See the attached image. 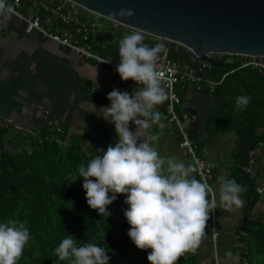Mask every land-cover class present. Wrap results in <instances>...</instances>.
<instances>
[{
    "label": "crops",
    "instance_id": "1",
    "mask_svg": "<svg viewBox=\"0 0 264 264\" xmlns=\"http://www.w3.org/2000/svg\"><path fill=\"white\" fill-rule=\"evenodd\" d=\"M96 23L99 24V28L92 37V50L102 57L119 61V49L115 55L105 50L120 42L121 36L124 35L122 25L114 28L109 27L108 24L103 26L97 21ZM142 35L148 46L154 47L155 38ZM163 43L169 49H177L178 55L183 54L187 57V49L165 40ZM179 47L181 49H178ZM187 58L190 60H173L190 65L205 82L200 89L198 85L189 82L176 86L175 91L180 97V102L176 104V113L186 124L198 146L199 155H202V149L206 148L205 159L215 166L210 180L218 205L216 224L220 228L218 243L220 264H243L244 259L249 263L248 258L243 257L248 247V240L245 239L247 231L243 226L246 220L255 227L264 224V195L258 196L254 193L255 204L252 211L247 213L246 184L249 181L252 185V182L242 171V166L247 160L239 165L240 138L235 131L228 130L212 135L213 131L207 121L216 109H209L207 118L197 109L200 103H208L207 95L210 96L211 101H217L213 93L219 83L216 82L217 84L212 88L206 83L211 80L201 74L204 69L202 64L209 62ZM242 58H244L243 62L248 60L246 57ZM227 62L230 63L228 60ZM194 64H199L201 69L195 68ZM137 87L142 86H137L131 79L122 81L114 68L76 55L61 44L43 38L39 32L27 33L24 23L12 16L10 18L0 16V122L12 119L19 127L17 131L11 128L12 132L7 138L10 141L8 146L13 150L27 147L26 144H29L30 140L26 134L32 130L39 136L34 141L40 144L58 140L67 145L77 138L84 140L83 147L87 155L92 157L99 155L98 149L106 151L109 144L116 143L117 134L114 124L98 116L96 110L110 106L111 102L107 99V95L112 90L119 89L131 95ZM168 104L169 101L166 99L154 108V111L162 114L160 123L163 127L153 126L151 132L158 136V140L152 142L153 146L162 157L175 158L185 165L196 168L193 160L180 147L181 137L177 126L170 121ZM138 118L142 119V117ZM200 118L206 119L198 125L197 121ZM129 128L134 131V123L130 122ZM254 149L257 169L264 180V139L252 150ZM193 175L200 180L197 171ZM222 179L235 180L245 189L240 193L242 201L240 207L234 205L229 210L220 205L219 186ZM210 234L211 213L199 247L195 252H188L194 257V264L214 262L215 247L209 242Z\"/></svg>",
    "mask_w": 264,
    "mask_h": 264
},
{
    "label": "clouds",
    "instance_id": "2",
    "mask_svg": "<svg viewBox=\"0 0 264 264\" xmlns=\"http://www.w3.org/2000/svg\"><path fill=\"white\" fill-rule=\"evenodd\" d=\"M13 12L11 4L0 0V16L10 18ZM134 15L131 8L109 13L110 17L121 18ZM143 40L141 31L136 30L119 42L116 72L122 81L131 79L143 87H137L131 95L119 89L108 93L110 106L96 112L114 124L117 141L109 144L106 151L98 149L100 154L87 166L80 164L78 177L83 178L88 206L99 215H111L108 206L118 195L126 196L124 216L130 225L127 235L137 249L151 250L147 255L149 264H176L185 253L197 250L210 213L218 205L210 186L193 175L197 171L194 166L162 157L153 146L158 136L149 135V129L163 127L162 114L154 108L167 99L156 68L165 46L148 47ZM250 99L247 95L235 97V110L243 111ZM130 122L135 125L134 131L129 128ZM244 190L235 180L222 179L220 205L229 210L234 205L240 207V193ZM29 239L25 223L13 219L0 223V264H17ZM54 252L60 261L67 260L69 264H109L110 260L102 247L92 243L77 246L70 235Z\"/></svg>",
    "mask_w": 264,
    "mask_h": 264
},
{
    "label": "trees",
    "instance_id": "3",
    "mask_svg": "<svg viewBox=\"0 0 264 264\" xmlns=\"http://www.w3.org/2000/svg\"><path fill=\"white\" fill-rule=\"evenodd\" d=\"M118 49L119 43L105 52L115 55ZM172 51H169L172 59L190 60ZM214 60L226 66L211 65V71H201L206 79L219 83L213 96L220 106L213 110L207 124L212 135L223 130L238 134L239 165L244 164L249 151L264 139V76L255 70H235L244 58L234 63L227 62V55L214 56ZM194 67L198 69L200 65ZM240 95L251 99L243 111H236L235 97ZM11 132L0 129V223L13 219L25 223L29 229L30 239L17 264H69L67 260L60 261L54 252L69 235L77 246L92 243L105 249L109 264H149L147 255L151 250L137 249L127 235L130 225L124 216L128 207L125 195H118L108 206L109 216L99 215L88 206L78 166L82 163L87 166L94 157L84 152V140L75 138L67 145L58 140L42 144L30 140L27 147L13 150L7 139ZM29 149L32 154H28ZM246 185L249 213L256 196L251 183L248 181ZM245 223L248 247L243 257L250 264H264V224L255 227L247 220ZM176 264H194V257L185 253Z\"/></svg>",
    "mask_w": 264,
    "mask_h": 264
},
{
    "label": "water",
    "instance_id": "4",
    "mask_svg": "<svg viewBox=\"0 0 264 264\" xmlns=\"http://www.w3.org/2000/svg\"><path fill=\"white\" fill-rule=\"evenodd\" d=\"M80 8L142 34L185 47L187 57L226 66L214 55L264 57V0H70ZM121 8L135 10L131 18L110 17ZM145 45L148 43L143 40ZM150 47V46H148ZM178 49H181L180 47ZM172 52L178 53L175 49ZM211 71V68L205 70ZM200 103L209 117L218 101ZM206 118H200V125Z\"/></svg>",
    "mask_w": 264,
    "mask_h": 264
},
{
    "label": "built area",
    "instance_id": "5",
    "mask_svg": "<svg viewBox=\"0 0 264 264\" xmlns=\"http://www.w3.org/2000/svg\"><path fill=\"white\" fill-rule=\"evenodd\" d=\"M6 3L13 6L14 12L11 16L24 23L27 33L39 32L43 38L61 44L76 55L92 59L105 66H110L114 68V70L118 67V60L114 61L109 59V57H102L92 50V37L97 33L99 24L89 18H84L78 11L79 6L74 2L70 0H6ZM112 24L114 28L121 27L119 23L112 22ZM163 41L164 40L155 38L154 46L156 44L164 45ZM169 51L170 49L165 46V51L159 54L156 68L161 73L162 86L165 87L167 92V99L169 101L167 111L170 116V121L178 128L181 137L180 147L195 163L199 179L202 182H206L214 193L209 180L212 178L215 166L205 159L207 154L206 148H203V154L199 155L198 146L186 128V124L176 113V104L180 102V97L175 91L176 86L189 82L198 85L200 89L205 81L196 74L195 70L190 65L175 61L169 57ZM246 58H248V60L240 63L235 70L254 69L264 74V57ZM108 61L110 62L105 63ZM203 68H210V64L203 63L202 69ZM206 83L212 88L217 84L213 81H206ZM1 128L19 130V127L15 125L12 119L0 122V129ZM151 131L152 128L149 129V135H153ZM26 135L29 140L33 141L39 138L32 130L28 131ZM28 154H32L31 149L28 150ZM242 171L252 182L254 193L258 196H263L264 180L261 178L257 169L255 149L249 152L247 162L242 166ZM211 196L212 193L209 194L210 200ZM251 218L252 217H250V219ZM212 230L213 239L214 242H216L219 237L218 233L220 229L215 222H213ZM214 245V262L212 264H220V255L215 243ZM243 264L249 263L244 259Z\"/></svg>",
    "mask_w": 264,
    "mask_h": 264
},
{
    "label": "rangeland",
    "instance_id": "6",
    "mask_svg": "<svg viewBox=\"0 0 264 264\" xmlns=\"http://www.w3.org/2000/svg\"><path fill=\"white\" fill-rule=\"evenodd\" d=\"M78 11L82 14V15H84V16H87L90 20H92V21H97L98 23H100L101 25H103V26H105V24H108L109 25V27L111 26L112 27V22H110V21H108V20H106V19H104V18H102V17H99V16H97V15H95V14H92V13H90V12H88V11H86V10H84V9H82V8H78ZM108 28V27H107ZM122 29H123V33H124V35L123 36H121V39L124 37V36H126V35H129V34H132L133 32H135L134 30H132V29H129V28H126V27H123L122 26ZM214 56H218V55H214ZM224 56H226V55H224ZM227 57H228V61L230 62V63H232V62H234V61H241L240 59L242 58V57H237V56H228L227 55ZM209 183L211 184V180H209ZM213 222H215L216 223V209L214 210V212L213 213H211V234H210V236H209V242L211 243L212 242V244H213V246L215 247V245H214V243L216 244V248H217V251L219 250L218 248H219V246H218V243H219V237L218 236H220L219 234L220 233H218V239L216 240V242H214V239H213V230H212V225H213ZM218 226V225H217ZM219 227V226H218ZM220 229V228H219ZM219 253V252H218Z\"/></svg>",
    "mask_w": 264,
    "mask_h": 264
}]
</instances>
